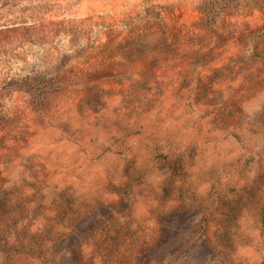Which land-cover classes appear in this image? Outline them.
<instances>
[{"label": "rangeland", "instance_id": "374dc122", "mask_svg": "<svg viewBox=\"0 0 264 264\" xmlns=\"http://www.w3.org/2000/svg\"><path fill=\"white\" fill-rule=\"evenodd\" d=\"M259 32L264 0H0V264H262Z\"/></svg>", "mask_w": 264, "mask_h": 264}, {"label": "trees", "instance_id": "16d2710c", "mask_svg": "<svg viewBox=\"0 0 264 264\" xmlns=\"http://www.w3.org/2000/svg\"><path fill=\"white\" fill-rule=\"evenodd\" d=\"M148 32L147 33H145V32H143V31H141V32H139V35L136 37V42H140V45L142 46V47H146L145 46V44H142V43H144L145 41H148L149 40V38H148ZM145 35H146V37H145ZM133 36H135V34H132V38H133ZM256 37H260V38H264V32H259V33H257L256 35H255ZM254 36V37H255ZM128 38V40H126V44H129V43H131L132 45H133V43H135V40L134 39H132V38ZM139 38V39H138ZM259 38V39H260ZM138 40V41H137ZM39 90H41V88H38ZM41 96H43V95H41ZM42 97H40V99H41ZM262 264H264V262L262 263Z\"/></svg>", "mask_w": 264, "mask_h": 264}]
</instances>
